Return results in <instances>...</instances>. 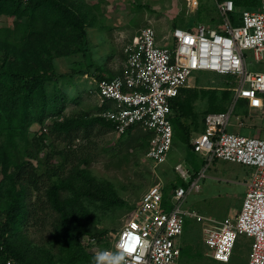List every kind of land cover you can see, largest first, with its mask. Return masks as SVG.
Listing matches in <instances>:
<instances>
[{"label":"trees","instance_id":"trees-1","mask_svg":"<svg viewBox=\"0 0 264 264\" xmlns=\"http://www.w3.org/2000/svg\"><path fill=\"white\" fill-rule=\"evenodd\" d=\"M234 2L238 11L230 18L239 25L240 10L261 0ZM202 10L203 4L198 14ZM96 20L85 0H0V264H91V239L102 247L111 244L104 239L108 226L100 224L109 217L117 222L116 210L128 204L113 181L91 169L94 130L116 132L115 123L101 115L112 103L102 101L95 114H66V93L59 85L80 70L60 73L58 60L87 52ZM126 70L127 62L97 78L112 79ZM183 89L172 105L180 116L189 110L180 101ZM240 104L245 108L243 99ZM34 123L39 129L32 133ZM184 132L195 154L189 128ZM118 135L127 157L147 152L154 134L133 125ZM54 136L65 145L57 147Z\"/></svg>","mask_w":264,"mask_h":264},{"label":"built area","instance_id":"built-area-1","mask_svg":"<svg viewBox=\"0 0 264 264\" xmlns=\"http://www.w3.org/2000/svg\"><path fill=\"white\" fill-rule=\"evenodd\" d=\"M216 1L225 20L223 29L205 23L178 26L171 31L172 47L160 43L156 29L146 25L124 45L125 74L96 81L98 97L112 103L101 115L115 123L117 134L125 133L133 125L153 132L146 157L155 167L167 161L174 145L173 100L184 87L191 85L195 71L234 75L235 99L246 98L253 108L264 106V72L249 70L246 53L250 50L256 60L263 58L264 0L257 10L244 8L239 25H234L230 18L238 10L234 0ZM193 2L198 5V0ZM232 111L233 107L206 114V130L194 137L192 144L207 165L220 158L254 167L240 210L216 220L182 208L186 194L200 189L199 181L205 176V169L199 175L193 174L187 188L175 189L173 198L178 202L170 210L164 207V188L159 181L143 195L132 215L110 240V246L95 247V254L103 249L116 251L117 242L135 235L141 240L137 251H144L143 264H179L182 254L179 238L184 232L186 216L192 215L202 223L203 239L214 259L231 261L239 236L247 235L252 239L249 264H264V138L229 132ZM175 169L184 179L189 177L181 162ZM96 241L91 239L94 246ZM128 260L133 264L131 256Z\"/></svg>","mask_w":264,"mask_h":264},{"label":"rangeland","instance_id":"rangeland-1","mask_svg":"<svg viewBox=\"0 0 264 264\" xmlns=\"http://www.w3.org/2000/svg\"><path fill=\"white\" fill-rule=\"evenodd\" d=\"M85 3L97 19L96 25L90 28L89 49L85 54L79 53L58 60L60 73L71 75L75 69L80 70L79 74L75 72L74 77L67 76L59 81L60 87L66 93V114L86 111L95 114L99 111L98 106L102 101L96 92L97 74L107 69L119 70L125 66L124 45L139 33L142 27L152 25L157 31L159 42L171 46V31L175 22L178 26L186 28L198 25L203 19L202 23L213 28L223 29L225 26L216 0H198V5L193 0H85ZM261 3L247 7L257 10ZM202 4V13L198 14ZM246 53L249 70L264 72V55L261 60H256L252 51L248 50ZM108 75L110 74L107 73ZM190 84L189 87H184L180 99L182 105L189 110L186 116L173 113L172 123L176 127L174 145L167 161L158 167L153 165L143 151L139 154L130 153L126 157L127 151H120V148H125L126 145L120 141L116 132L103 127L94 130L89 144L95 151L91 169L96 176L113 181L128 202L126 206L116 210L117 222L109 217L105 223L100 224V228L108 226L104 239L111 240L118 234L152 185L162 181L164 207L170 210V207L178 202L173 198L177 188L174 189L173 186L187 188L193 174L199 175L203 169L205 176L199 181L200 189L186 194L182 208L222 220L230 212L235 214L237 208L241 207L248 189L246 184L252 180L255 172L254 167L220 158L207 165L206 159L199 153L190 152L191 149L184 141V129L189 128L192 140L206 129V114L225 111L235 105L228 131L264 138V117L257 109L247 110L246 106L241 109L242 99L239 102L235 99L236 79L232 74H220L210 70L195 71L190 78ZM31 129L33 133L39 129V125L34 123ZM258 130L262 132L260 135L257 134ZM53 139L57 147L65 145L61 138L54 136ZM179 162L189 171L187 179L175 169ZM202 228V223L194 216H186L184 232L179 238V243L184 248L179 264H249L252 243L250 237L239 236L234 255L231 261L226 263L210 255V248L203 239ZM96 242L95 246V242L92 243V251L99 247V242Z\"/></svg>","mask_w":264,"mask_h":264},{"label":"clouds","instance_id":"clouds-1","mask_svg":"<svg viewBox=\"0 0 264 264\" xmlns=\"http://www.w3.org/2000/svg\"><path fill=\"white\" fill-rule=\"evenodd\" d=\"M141 240L133 235L129 240L117 242L116 251L103 249L98 251L91 264H129L128 257H132L133 264H143L144 251H137ZM133 253L136 255L133 256Z\"/></svg>","mask_w":264,"mask_h":264},{"label":"crops","instance_id":"crops-1","mask_svg":"<svg viewBox=\"0 0 264 264\" xmlns=\"http://www.w3.org/2000/svg\"><path fill=\"white\" fill-rule=\"evenodd\" d=\"M217 8H218V7H217ZM253 54H254V53H253ZM254 58H255V57H254ZM247 60H248V59H247ZM247 62H248V61H247ZM239 99H243V100H244V102H245V104H246V107H247V108H246L247 110L257 109L258 111H260V112L262 113V116L264 117V106H263L262 108H253V107L250 106V104H249V100H248V99H246V98H239ZM239 99H238V100H239ZM234 106H235V105H234ZM234 106H233L232 114L234 113V110H235V107H234ZM205 127H206V126H205ZM205 130H206V129H205ZM205 130H204V131H205ZM261 133H262V132H261L260 130L257 131V134H258V135H260ZM192 140H193V139H192ZM192 140H191V141H192ZM201 157H203V156L201 155ZM203 158H204V157H203ZM204 159H205V158H204ZM246 187H248V183L246 184ZM242 203H243V202H242ZM241 206H242V204H241ZM240 208H241V207H240ZM240 208H239V209L237 208V212L240 210ZM231 211H232V210H231ZM237 212H236V213H237ZM236 213H235V214H236ZM235 214H233L232 212H230L229 215H235ZM229 215H228V216H229ZM226 217H227V216H226ZM249 253H250V252H249ZM221 262H222V261H221ZM229 262H230V261H229ZM226 263H227V262H226Z\"/></svg>","mask_w":264,"mask_h":264}]
</instances>
